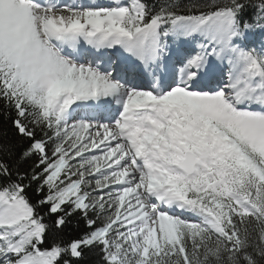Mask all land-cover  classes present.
I'll use <instances>...</instances> for the list:
<instances>
[{
  "label": "snow or ice",
  "instance_id": "1",
  "mask_svg": "<svg viewBox=\"0 0 264 264\" xmlns=\"http://www.w3.org/2000/svg\"><path fill=\"white\" fill-rule=\"evenodd\" d=\"M90 256L264 264V0H0V264Z\"/></svg>",
  "mask_w": 264,
  "mask_h": 264
},
{
  "label": "trees",
  "instance_id": "2",
  "mask_svg": "<svg viewBox=\"0 0 264 264\" xmlns=\"http://www.w3.org/2000/svg\"><path fill=\"white\" fill-rule=\"evenodd\" d=\"M147 2L151 4L154 2V0H147ZM5 128H7V125H5ZM28 195L29 198L32 199L34 202L36 197L31 189L28 190ZM72 227L74 228V225ZM96 259L97 258L95 256H90L87 260V264H95Z\"/></svg>",
  "mask_w": 264,
  "mask_h": 264
}]
</instances>
